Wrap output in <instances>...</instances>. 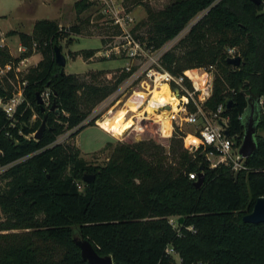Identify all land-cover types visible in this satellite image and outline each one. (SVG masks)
<instances>
[{"label": "trees", "instance_id": "16d2710c", "mask_svg": "<svg viewBox=\"0 0 264 264\" xmlns=\"http://www.w3.org/2000/svg\"><path fill=\"white\" fill-rule=\"evenodd\" d=\"M91 4L72 2L76 12ZM199 12L161 62L175 73L214 67L204 107L212 111L224 105L220 115L240 145L250 103L256 130H264L259 103L264 95V0H172L159 9L147 5L146 17L135 24L144 28L143 34L135 33L148 46L158 47ZM77 29L36 18L30 32H7L26 48L18 56L0 47L1 65L41 52L21 77L23 100L13 124L0 109V163L12 161L0 174L6 177L0 187V264H90L81 257L74 235L87 239L99 255H110L112 264H176L165 250L168 244L180 255L178 264H264V221L242 219L255 198L264 195V135L255 131V150L243 158L246 168L237 172L228 163L212 165L210 145L186 147L184 130L177 126L167 146L152 137L116 140L101 164L87 163L76 145L56 140L64 129L72 128L71 137L93 124L94 117L82 120L127 75L117 68L112 80L97 81L96 72H88L90 78L84 80L60 71L52 46L64 37L69 41V33ZM228 47L241 56L240 64L227 61ZM94 52L88 48L82 55ZM44 90L48 103L42 101L40 110L36 94ZM9 94L0 81V96ZM51 102L57 110L49 109ZM43 117L40 137L33 138ZM199 172L203 182L196 187ZM83 173L93 174L91 180H82ZM170 216L182 220L175 225Z\"/></svg>", "mask_w": 264, "mask_h": 264}, {"label": "built area", "instance_id": "2783aa9c", "mask_svg": "<svg viewBox=\"0 0 264 264\" xmlns=\"http://www.w3.org/2000/svg\"><path fill=\"white\" fill-rule=\"evenodd\" d=\"M90 1L95 4L97 13L100 14L102 19L118 28V33L114 35L116 42L101 51L97 50V53L106 57L114 54V56L124 59V63L118 68L119 71L127 72V75L91 108L92 114L86 116L82 122L85 123L94 117V123L98 124L97 120L107 112L125 107L126 112L130 111L132 116H137L133 124L137 131H143L150 119L159 122L160 133L167 137L171 136L177 126L184 130L183 143L186 147L192 148L202 144L214 148V151L211 150L207 153L212 165L218 162L228 163L232 170L236 172L241 168H246L243 162L244 157L238 151L240 145L235 144L234 135H230L228 131L226 132L227 118L220 115L224 105L219 103L212 111H208L204 107L205 101L212 92L213 71L204 67H192L184 69L181 73H175L164 67L161 62L163 53L179 40L188 27H184L177 35L166 40L158 47L148 46L140 37L136 36L134 16L125 8L123 0ZM227 52L228 56L235 55L233 47H228ZM5 66L9 67L8 64H5ZM199 68L204 71V78L200 84L196 82L194 75L188 72V70ZM187 81H189V84ZM161 84H167L169 90L177 97L174 105L158 102L154 99V90L160 87ZM22 86H18L8 96H0V109L9 120V124H13L16 107L23 100ZM174 88L177 90H174ZM41 98L45 104L48 103L46 91L42 92ZM135 101L138 104L136 109L133 110L130 108V103ZM263 102L264 95L259 97V103L264 107ZM148 104H152L154 107L151 114L146 109ZM102 108H104L103 111L98 114V110ZM166 110L167 113H165ZM164 121L169 124L168 134L163 132ZM185 124L192 125L195 128L185 130L182 128ZM189 135L195 137L197 142H187L186 138ZM212 158H216V161H213ZM11 163L12 161L0 163V174ZM189 176L195 177L194 172H190ZM175 220L177 221V218ZM170 221L173 223V219H170ZM165 250L173 256L176 264L181 261L180 255L171 244H168ZM190 264H207V262L197 260Z\"/></svg>", "mask_w": 264, "mask_h": 264}, {"label": "rangeland", "instance_id": "374dc122", "mask_svg": "<svg viewBox=\"0 0 264 264\" xmlns=\"http://www.w3.org/2000/svg\"><path fill=\"white\" fill-rule=\"evenodd\" d=\"M171 1L172 0H123V4L134 16V22L137 24V22L146 17L147 5H150L154 9H159L166 7ZM72 2L73 0H0V36L4 37L0 40V47H5L12 57L18 56L20 52L26 48L21 44L18 45L16 34H8L7 32L10 29L30 32L32 23L36 18H52L61 26H71L74 24L78 29L75 32L71 31L69 33L70 40L67 41L65 37L58 40L60 50L65 56V64L63 66L64 72L75 73L84 80H89L90 76L87 74L88 72H96L97 81H110L114 78L119 65H116L117 63L110 64L108 61L105 62V60L119 57L114 56V54H111L110 57H101L97 52L116 42V37H114V35L118 33V28L101 18L100 14L97 13L95 4H91L87 8L76 12L72 6ZM200 13L201 12L191 19L185 27L187 28ZM135 24V32L143 34L144 28L136 26ZM88 48L95 49V52L89 57H84L82 51ZM40 57V51H32L31 54L18 59L16 62L7 61L2 65L0 64V81L10 92L15 91L18 86L25 83V79L21 77ZM5 64H8L9 67L7 68ZM210 69L214 73V67H210ZM196 72L197 70L192 73L199 75ZM103 109L104 108L99 109L98 114L101 113ZM149 113L151 114L152 112ZM90 114H92V111H90L87 116ZM111 115L116 116L120 121L130 118L133 120V123L137 118V116H132L130 111L126 112L125 107L117 108V112L112 111ZM33 118H35V114L31 115L30 120ZM116 118H114L112 122L119 128L121 125L116 123ZM99 123L104 129H108L109 122L106 118L100 120ZM158 123L159 122H155L151 119L148 120L147 127L143 131H137V129L133 127L134 125H132L123 135H120V132L118 135H113L111 140L108 141L110 142L109 145L103 144L97 149H95V145L98 143L102 133L94 124H86L71 137H69V132L72 128L64 129L57 135L56 139L58 141L64 140L78 146L79 155L87 163L101 164L106 160L109 154L110 145L114 144L116 140L132 142L137 139L152 137L167 146L170 136L167 137L160 133ZM182 128L185 130H192L195 127L185 124ZM117 130L118 129L115 131ZM168 132L169 129L165 130L166 134H168ZM256 132L264 135V130L262 129L258 128ZM192 138L194 137L189 136L188 141L190 142ZM212 160L216 161V158H212ZM5 180L6 177H0L1 188L5 185ZM77 186L81 188L82 185L80 181H78ZM3 218L4 214L0 210V219ZM175 218H177V216H170V219H173V223L176 225L178 220L176 221Z\"/></svg>", "mask_w": 264, "mask_h": 264}, {"label": "water", "instance_id": "95a60500", "mask_svg": "<svg viewBox=\"0 0 264 264\" xmlns=\"http://www.w3.org/2000/svg\"><path fill=\"white\" fill-rule=\"evenodd\" d=\"M255 3H261L262 0H252ZM53 59L56 64L60 66V71H63V66L65 64V56L61 52L59 45L53 44ZM227 61L229 63L238 65L241 62V56L240 55H234V56H228ZM174 90H177L174 88ZM36 102L40 106V110H43V106L41 104L42 98L39 93L36 94ZM231 103V99H228L226 104L229 106ZM49 109H55V103L51 102ZM254 113V106L253 103H250L249 112L246 116V123L245 128L243 132L242 142L239 146V153L246 157L250 155L255 150V131L256 127L254 126L255 118L253 116ZM44 128V117L41 119L38 127L36 130L32 133L33 138H39L40 134ZM227 132V130H226ZM93 174L91 173H83L82 174V180L85 182H88L91 180ZM203 182V173L199 172L196 180L194 181V184L196 187L201 186ZM242 219L247 222H261L264 221V195H259L255 198L254 203L252 205V208L250 211L244 213L242 216ZM182 220V216L178 217V221ZM73 240L79 247L80 255L83 259H85L90 264H112L110 255H99L91 246L89 241L81 236L74 235Z\"/></svg>", "mask_w": 264, "mask_h": 264}, {"label": "bare ground", "instance_id": "6f19581e", "mask_svg": "<svg viewBox=\"0 0 264 264\" xmlns=\"http://www.w3.org/2000/svg\"><path fill=\"white\" fill-rule=\"evenodd\" d=\"M193 71H196V70H188V72L189 73H191L192 75H194V79L196 80V82L198 83V84H200L201 82H202V80H203V78H204V71L202 70V69H197V72L196 73H198L199 75H197V74H194V73H192ZM158 89V90H157ZM155 90H157L156 92H154V99L155 100H157L158 102H164V103H172L173 105L176 103V101H177V97L175 96V94H173L170 90H169V88H168V86H167V84H161L160 85V87H158V88H156ZM154 90V91H155ZM137 101H135V102H131L130 103V108L131 109H133V110H135L136 109V107H137ZM136 105V106H135ZM146 109L149 111V112H152L153 110H154V107H153V105L152 104H148L147 106H146ZM114 111H116L117 112V109L116 110H114ZM111 112L112 111H109V112H107L106 114H104L102 117H100V119H98L97 120V122H98V124L100 125V123H99V121L100 120H102V119H104V118H107L108 120H110L111 122H112V120H114V118H116V116H114V115H111ZM165 113H167V110L165 111ZM109 115V116H108ZM121 115V114H120ZM122 117V116H121ZM117 119V118H116ZM124 119V118H123ZM113 123V122H112ZM117 124H119V125H121V127H119V129L121 130L120 131V135H123L124 134V132L125 131H127V129L129 128V127H131L134 123H133V120L132 119H130V118H127L126 120H124V121H120V120H118L117 119V122H116ZM114 125V124H113ZM101 126V125H100ZM115 127H117L116 125H114ZM102 127V126H101ZM134 127V126H133ZM103 128V127H102ZM169 129V124L166 122V121H164L163 122V132H164V134H166L165 133V130H168ZM139 134V133H138ZM190 136V135H189ZM188 136V137H189ZM188 137L186 138V141L187 142H189L187 139H188ZM191 137H193V136H191ZM193 139H195V140H193ZM190 140V139H189ZM191 142H197V139L194 137V138H192L191 140H190V142L189 143H191Z\"/></svg>", "mask_w": 264, "mask_h": 264}, {"label": "crops", "instance_id": "0c3cea01", "mask_svg": "<svg viewBox=\"0 0 264 264\" xmlns=\"http://www.w3.org/2000/svg\"><path fill=\"white\" fill-rule=\"evenodd\" d=\"M25 32H29V31H25ZM4 37L3 36H0V40L1 39H3ZM18 45H19V42H18ZM108 61V63H110V64H112V63H117L116 65H121V64H123L124 63V59H121V58H114V59H108V60H105V62H107ZM118 61H121V62H118ZM106 120L109 122V124H108V129H104V128H102L99 124H97V123H93L95 126H97L98 128H99V130L101 131V133H102V135L100 136V138H99V140H98V143H96V147H95V149H97V148H99L100 146H102L106 141H110L111 140V138H112V136L113 135H118L119 134V132L121 131L118 127H115L114 125H113V123L110 121V120H108L107 118H106ZM103 124V123H102ZM113 127V128H112ZM116 129H118L117 131H115ZM78 147V146H77ZM79 148V147H78ZM94 149V150H95ZM81 151V150H80Z\"/></svg>", "mask_w": 264, "mask_h": 264}]
</instances>
